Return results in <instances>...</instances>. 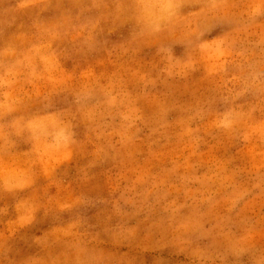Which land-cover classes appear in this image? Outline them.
I'll use <instances>...</instances> for the list:
<instances>
[{
  "label": "rangeland",
  "instance_id": "1",
  "mask_svg": "<svg viewBox=\"0 0 264 264\" xmlns=\"http://www.w3.org/2000/svg\"><path fill=\"white\" fill-rule=\"evenodd\" d=\"M0 264H264V0H0Z\"/></svg>",
  "mask_w": 264,
  "mask_h": 264
}]
</instances>
